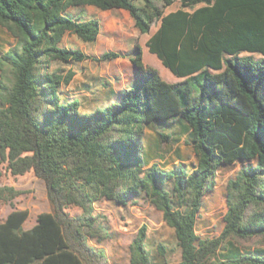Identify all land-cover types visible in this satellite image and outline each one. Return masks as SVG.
<instances>
[{
    "label": "trees",
    "instance_id": "obj_1",
    "mask_svg": "<svg viewBox=\"0 0 264 264\" xmlns=\"http://www.w3.org/2000/svg\"><path fill=\"white\" fill-rule=\"evenodd\" d=\"M163 6L174 0H162ZM140 2V3H139ZM166 14L155 0H0V25L15 43L0 55V159L14 175L33 170L46 185L50 211L24 228L26 209H13L0 222V264H105L97 243L111 237L106 216L93 214L102 198L124 202L144 192L174 230L181 250L178 264H205L219 248L224 259L213 264H264V0H179ZM91 5L126 10L141 33L156 30L146 46L174 76L168 83L143 62L139 45L129 53L107 50L92 57L60 46L65 33L96 41V17L80 19L68 7ZM189 9V10H188ZM127 57L134 68L129 87L115 100L89 111L78 99H64L62 64ZM181 118L190 129L197 162L162 170L145 167L141 137L146 126ZM163 138L167 135L160 134ZM240 162L227 181L224 226L216 239L195 231L204 196L216 184L222 165ZM171 182V191L164 188ZM20 193L0 187V198ZM82 209L71 216L66 208ZM147 226L130 244L132 264H150ZM257 240L263 248L240 253L222 247L227 240ZM233 241L229 244L233 245Z\"/></svg>",
    "mask_w": 264,
    "mask_h": 264
},
{
    "label": "rangeland",
    "instance_id": "obj_2",
    "mask_svg": "<svg viewBox=\"0 0 264 264\" xmlns=\"http://www.w3.org/2000/svg\"><path fill=\"white\" fill-rule=\"evenodd\" d=\"M155 4L162 9L164 14L180 7L179 0H174L168 6H163L162 0H155ZM116 10L118 9L100 10L91 5L68 7L67 12L74 17L80 19L96 17L101 24L100 35L98 40L85 43L73 33L67 32L62 38L60 46L78 48L92 57H99L107 50L126 51L133 45L143 43V35L134 24L130 14L125 10ZM158 25L159 20L154 21L149 33L154 32ZM14 43L15 39L10 31L0 25V55ZM239 55L251 56L254 59L264 58V55L251 52H242ZM150 56L152 58L154 55L148 50L145 51L144 58L146 60L144 63L152 66L154 61ZM50 64L51 69L61 68L63 76L68 71L73 72L70 81L61 85L60 92L64 99H78L81 111H89L97 105L102 106L105 103L104 93L114 94L117 90L124 89V86H129L133 75L130 62L123 59L111 61L87 58L81 62L62 64L53 61ZM154 68L168 83H176L184 79L174 76L162 64L160 68ZM1 74L0 72V79ZM87 81L90 82L87 85L88 90L81 92L84 82ZM113 83L117 84L115 87L117 90L113 89ZM161 133L167 135V138H163ZM141 143L145 167L156 165L162 170H168L181 164L187 171H190L197 162L190 141V129L181 118L146 126L143 130ZM240 167L241 163L235 162L218 168L215 175V187L204 196V204L196 221L195 231L200 239L211 240L219 237L224 226L223 216L227 209V181L234 177ZM171 185V182H167L164 188L171 191ZM1 186L14 187L20 190V193L8 200L0 198V222L13 209H26L28 217L24 221L23 227L30 228L35 224L37 214L51 210L45 182L36 176L33 170L14 175L8 168V162L0 159ZM66 211L71 216H78L82 213V209L75 205H69ZM92 213L105 215L107 226L111 232V237L100 243H97L95 239H89L91 245L104 249L105 264H132L130 262V244L142 224L147 226L145 244L149 252L150 264H178L181 260V250L173 228L165 223L162 212L151 203L144 192L130 195L124 202L104 198L97 200L93 203ZM230 241L233 240L223 241L222 247L226 245L228 248H235L240 253H246L258 247L263 248L262 245L256 243L255 239L233 241V245L229 244ZM226 252V249H217L205 264L222 261L223 254Z\"/></svg>",
    "mask_w": 264,
    "mask_h": 264
},
{
    "label": "crops",
    "instance_id": "obj_3",
    "mask_svg": "<svg viewBox=\"0 0 264 264\" xmlns=\"http://www.w3.org/2000/svg\"><path fill=\"white\" fill-rule=\"evenodd\" d=\"M113 9H118L119 10V8H113ZM113 9H109V10H113ZM118 10H116V11H118ZM120 10H124V9H120ZM126 11V10H125ZM113 13H117V12H113ZM119 13V12H118ZM140 31V30H139ZM141 33V32H140ZM153 33V32H152ZM152 33H141L142 35H143V37H142V42L143 43H139L138 45H139V47H140V49H141V53H142V59H143V62L146 60L145 58H144V54H145V51H147L148 50V48H147V46H146V41L148 40V38H149V36L152 34ZM99 35H100V33H99ZM99 35H98V37H99ZM98 37H97V39L96 40H98ZM134 46L135 45H133L130 49H128V50H126V51H118V52H121V53H123V54H125V53H129V52H131V50L134 48ZM148 52H149V50H148ZM150 53V52H149ZM87 54V53H86ZM152 54V53H151ZM89 55V54H88ZM154 55V54H153ZM156 56L154 55V56H152V58H151V56H150V58H151V60H153L154 61V65H152L153 67H161V61L158 59V58H155ZM149 58V59H150ZM116 59H123V60H128V58L127 57H119V58H116ZM114 60V59H113ZM112 61V60H111ZM129 61V60H128ZM130 62V61H129ZM130 65H131V63H130ZM131 68H132V71H133V75H132V77H131V83L134 81V68L132 67V65H131ZM111 82H113L112 80H111ZM85 84H83L84 86H83V88L80 90L81 92H84V91H87L88 90V86L87 85H89V83L90 82H84ZM116 83H113V85H112V87H113V89H115V90H117V88H115L116 87ZM131 85V84H130ZM129 85V86H130ZM129 86H124L125 88L126 87H129ZM72 87H75V86H72ZM80 87V86H79ZM120 88V87H119ZM118 91V90H117ZM116 91V92H117ZM104 98H103V100L105 101V103L102 105V106H104V105H107V104H109V103H111V102H113L114 100H115V97H114V94H108V93H104ZM76 97V96H75ZM98 106V105H97ZM97 106H95V107H97Z\"/></svg>",
    "mask_w": 264,
    "mask_h": 264
}]
</instances>
